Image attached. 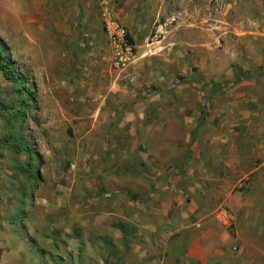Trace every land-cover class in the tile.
I'll return each instance as SVG.
<instances>
[{
  "label": "rangeland",
  "instance_id": "rangeland-1",
  "mask_svg": "<svg viewBox=\"0 0 264 264\" xmlns=\"http://www.w3.org/2000/svg\"><path fill=\"white\" fill-rule=\"evenodd\" d=\"M0 44L29 91L0 72V264H114L188 152L232 194L264 172V0H0Z\"/></svg>",
  "mask_w": 264,
  "mask_h": 264
},
{
  "label": "crops",
  "instance_id": "crops-1",
  "mask_svg": "<svg viewBox=\"0 0 264 264\" xmlns=\"http://www.w3.org/2000/svg\"><path fill=\"white\" fill-rule=\"evenodd\" d=\"M211 147L188 152L182 186L179 169L177 176L170 169L174 175L168 180L142 185L143 199L136 202L132 217L140 242L128 247L115 234L109 260L114 259V264H264L256 260L264 258V172L260 167L250 170L246 190L232 194L223 188L222 156ZM212 185L218 190L208 189ZM217 203L218 207L225 203L233 214L230 234L213 216ZM88 251L77 264H89Z\"/></svg>",
  "mask_w": 264,
  "mask_h": 264
},
{
  "label": "trees",
  "instance_id": "trees-1",
  "mask_svg": "<svg viewBox=\"0 0 264 264\" xmlns=\"http://www.w3.org/2000/svg\"><path fill=\"white\" fill-rule=\"evenodd\" d=\"M126 38H130L126 35ZM131 42V41H130ZM10 60L7 58L5 55V49L4 47L0 44V72L4 76L5 80H7L12 86L15 88V93L16 96L19 99V103L23 102L25 98L29 96V91L28 89H25L26 85L23 80V77L20 74H13L12 73V67L9 64ZM17 151L22 150L21 147L16 149Z\"/></svg>",
  "mask_w": 264,
  "mask_h": 264
},
{
  "label": "built area",
  "instance_id": "built-area-1",
  "mask_svg": "<svg viewBox=\"0 0 264 264\" xmlns=\"http://www.w3.org/2000/svg\"><path fill=\"white\" fill-rule=\"evenodd\" d=\"M224 215H225V213H224ZM219 216H220V215H218V216L216 217V219H217L219 222H222V221H224V220H226V221L229 222V219L232 220V216H230V218L227 217V216H225V217L222 218V219H221V217H219ZM226 223H227V222H225V221L223 222L224 225H226ZM198 226H199V225H197V227H198Z\"/></svg>",
  "mask_w": 264,
  "mask_h": 264
}]
</instances>
